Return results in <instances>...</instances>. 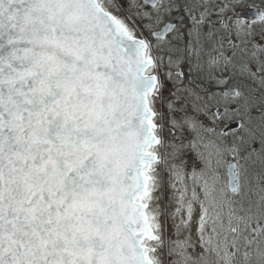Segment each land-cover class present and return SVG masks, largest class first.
<instances>
[{"label":"snow or ice","instance_id":"obj_1","mask_svg":"<svg viewBox=\"0 0 264 264\" xmlns=\"http://www.w3.org/2000/svg\"><path fill=\"white\" fill-rule=\"evenodd\" d=\"M0 264H264V0H0Z\"/></svg>","mask_w":264,"mask_h":264}]
</instances>
